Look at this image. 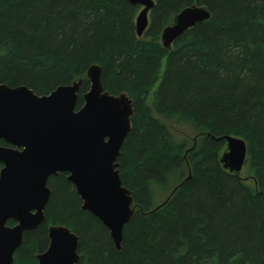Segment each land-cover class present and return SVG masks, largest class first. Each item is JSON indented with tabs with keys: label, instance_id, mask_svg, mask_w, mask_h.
Here are the masks:
<instances>
[{
	"label": "trees",
	"instance_id": "1",
	"mask_svg": "<svg viewBox=\"0 0 264 264\" xmlns=\"http://www.w3.org/2000/svg\"><path fill=\"white\" fill-rule=\"evenodd\" d=\"M153 2L137 37L140 8L125 0H0V84L42 96L82 79L79 109L86 70L96 64L104 90L126 93L134 112L117 159L135 205L121 250L58 174L47 180L45 222L23 233L12 264H37L49 225L78 236L80 264H264V0ZM193 4L210 18L165 51L160 33ZM182 126L194 137L242 139L253 183L222 168L224 141L199 136L188 146L172 129ZM188 175L150 213L165 201L158 204L156 193L167 198Z\"/></svg>",
	"mask_w": 264,
	"mask_h": 264
},
{
	"label": "water",
	"instance_id": "2",
	"mask_svg": "<svg viewBox=\"0 0 264 264\" xmlns=\"http://www.w3.org/2000/svg\"><path fill=\"white\" fill-rule=\"evenodd\" d=\"M140 8L135 33L141 37L148 25L153 0H125ZM210 18L206 7L181 9L159 36L163 49L171 51L186 31ZM88 90L76 109L82 79L57 86L38 96L25 86L0 84V264H12L23 233L45 222L50 197L49 177L65 174L81 202V210L94 216L108 231L114 248L121 250L123 228L135 214L131 192L122 186L117 159L131 129L133 102L126 95H111L101 84V68L90 65L85 73ZM199 136L224 141L219 163L240 177L246 160L245 142L234 136ZM189 178L170 192L172 194ZM14 224L8 226L7 222ZM48 246L36 254L37 264H80L78 236L64 225H49Z\"/></svg>",
	"mask_w": 264,
	"mask_h": 264
},
{
	"label": "rangeland",
	"instance_id": "3",
	"mask_svg": "<svg viewBox=\"0 0 264 264\" xmlns=\"http://www.w3.org/2000/svg\"><path fill=\"white\" fill-rule=\"evenodd\" d=\"M160 75H161V72L159 73V76ZM154 89L151 90L150 96H149V98L147 100V104H148L149 107H151L153 102H154V98H153ZM172 129H173V132H174V134H175V136L177 138L185 139L187 141V143H188V146H191L192 140H193V138L195 136V133L190 128H188L186 126H182V127H173ZM252 176H253L252 173L250 171H248V169L245 166H243L242 170L240 172V177L242 179H244L246 183L251 185L253 183L252 179H251ZM164 194H165V190L164 191L163 190H159L156 193L155 199H156V202L158 204L162 203L165 200L167 194H165V195Z\"/></svg>",
	"mask_w": 264,
	"mask_h": 264
},
{
	"label": "flooded vegetation",
	"instance_id": "4",
	"mask_svg": "<svg viewBox=\"0 0 264 264\" xmlns=\"http://www.w3.org/2000/svg\"><path fill=\"white\" fill-rule=\"evenodd\" d=\"M2 146H6V144H5V145H2ZM45 250H46V249H45ZM45 250H44V251H45Z\"/></svg>",
	"mask_w": 264,
	"mask_h": 264
}]
</instances>
